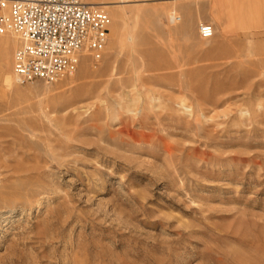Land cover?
Listing matches in <instances>:
<instances>
[{
  "label": "rangeland",
  "instance_id": "374dc122",
  "mask_svg": "<svg viewBox=\"0 0 264 264\" xmlns=\"http://www.w3.org/2000/svg\"><path fill=\"white\" fill-rule=\"evenodd\" d=\"M126 1L73 77L0 52V264H264V35Z\"/></svg>",
  "mask_w": 264,
  "mask_h": 264
},
{
  "label": "built area",
  "instance_id": "2783aa9c",
  "mask_svg": "<svg viewBox=\"0 0 264 264\" xmlns=\"http://www.w3.org/2000/svg\"><path fill=\"white\" fill-rule=\"evenodd\" d=\"M110 22L108 12L82 0H0V36L18 42L14 72L20 84L73 77L84 55L105 48ZM198 30L203 40L215 35L211 25Z\"/></svg>",
  "mask_w": 264,
  "mask_h": 264
},
{
  "label": "crops",
  "instance_id": "0c3cea01",
  "mask_svg": "<svg viewBox=\"0 0 264 264\" xmlns=\"http://www.w3.org/2000/svg\"><path fill=\"white\" fill-rule=\"evenodd\" d=\"M102 2L103 0H86ZM149 1V0H147ZM176 8L185 24L211 25L215 35L251 37L264 35V0H150ZM214 35V36H215Z\"/></svg>",
  "mask_w": 264,
  "mask_h": 264
},
{
  "label": "bare ground",
  "instance_id": "6f19581e",
  "mask_svg": "<svg viewBox=\"0 0 264 264\" xmlns=\"http://www.w3.org/2000/svg\"><path fill=\"white\" fill-rule=\"evenodd\" d=\"M82 1H84L85 3L90 4V5H98L103 10H111L112 8H115V6H117L116 4H118L117 2H92V3H90V2H87L86 0H82ZM129 2L130 1L120 0L119 3L120 4H125V3H129ZM111 15L113 16V18L115 20L117 17H119L120 14H118L116 12H112ZM119 19H121V18H119ZM110 24H111V22H110ZM111 35H113V34L111 33ZM12 39L14 40V42L13 41H9V40L0 39V52L1 51L11 52L12 48L15 47V46H16V49H17L18 42H17V40H15V38H12ZM14 77H15V72H14V65H13V71H11V73L5 79V83H6V85L8 87H11V85H12V78H14ZM15 79H16V77H15Z\"/></svg>",
  "mask_w": 264,
  "mask_h": 264
}]
</instances>
